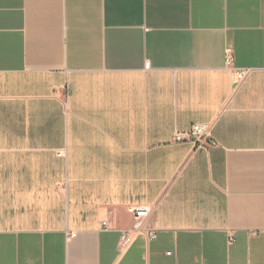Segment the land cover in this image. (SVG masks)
I'll list each match as a JSON object with an SVG mask.
<instances>
[{
	"label": "crops",
	"instance_id": "1",
	"mask_svg": "<svg viewBox=\"0 0 264 264\" xmlns=\"http://www.w3.org/2000/svg\"><path fill=\"white\" fill-rule=\"evenodd\" d=\"M0 264H264V0H0Z\"/></svg>",
	"mask_w": 264,
	"mask_h": 264
},
{
	"label": "built area",
	"instance_id": "2",
	"mask_svg": "<svg viewBox=\"0 0 264 264\" xmlns=\"http://www.w3.org/2000/svg\"><path fill=\"white\" fill-rule=\"evenodd\" d=\"M226 63L229 65L231 64V55L228 54L226 57ZM246 69H237L235 70V74L237 79L243 78L244 74L246 73ZM210 125L208 123H194L190 126V128L183 133L190 141L196 143V144H202L204 137L209 136V131H210ZM180 133H176V138L179 139ZM134 217V224H133V229L134 230H142L141 227V218L147 217L150 208L149 206H135V207H129L128 209ZM102 225L106 227V222L103 221ZM147 238L148 239H153L156 237L155 230L154 229H149L147 230ZM131 240V232L130 230H124L122 231L121 235V244H128ZM168 254L170 252H167Z\"/></svg>",
	"mask_w": 264,
	"mask_h": 264
}]
</instances>
